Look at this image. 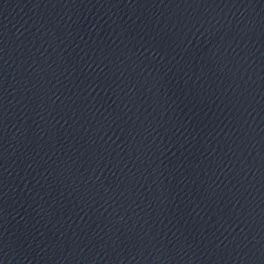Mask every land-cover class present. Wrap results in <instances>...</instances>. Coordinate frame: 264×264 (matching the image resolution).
Returning a JSON list of instances; mask_svg holds the SVG:
<instances>
[{
    "label": "water",
    "instance_id": "95a60500",
    "mask_svg": "<svg viewBox=\"0 0 264 264\" xmlns=\"http://www.w3.org/2000/svg\"><path fill=\"white\" fill-rule=\"evenodd\" d=\"M0 264H264V0H0Z\"/></svg>",
    "mask_w": 264,
    "mask_h": 264
}]
</instances>
